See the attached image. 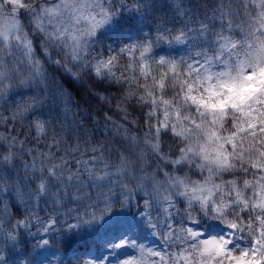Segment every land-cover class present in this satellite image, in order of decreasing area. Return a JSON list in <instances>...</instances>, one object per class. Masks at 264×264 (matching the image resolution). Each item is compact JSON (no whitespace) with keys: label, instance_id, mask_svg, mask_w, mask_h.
I'll return each mask as SVG.
<instances>
[{"label":"snow or ice","instance_id":"1","mask_svg":"<svg viewBox=\"0 0 264 264\" xmlns=\"http://www.w3.org/2000/svg\"><path fill=\"white\" fill-rule=\"evenodd\" d=\"M0 264H264V0H0Z\"/></svg>","mask_w":264,"mask_h":264},{"label":"trees","instance_id":"2","mask_svg":"<svg viewBox=\"0 0 264 264\" xmlns=\"http://www.w3.org/2000/svg\"><path fill=\"white\" fill-rule=\"evenodd\" d=\"M50 258L55 259L54 257H50ZM61 258H64V257H63V254H61Z\"/></svg>","mask_w":264,"mask_h":264}]
</instances>
